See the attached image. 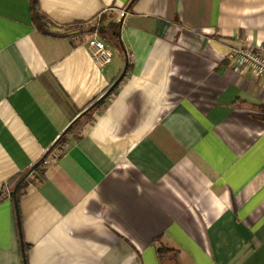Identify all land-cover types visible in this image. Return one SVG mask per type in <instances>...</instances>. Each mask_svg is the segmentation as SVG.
Here are the masks:
<instances>
[{
  "label": "crops",
  "instance_id": "obj_1",
  "mask_svg": "<svg viewBox=\"0 0 264 264\" xmlns=\"http://www.w3.org/2000/svg\"><path fill=\"white\" fill-rule=\"evenodd\" d=\"M36 2L48 32L0 0V264H264V90L225 58L264 52V0Z\"/></svg>",
  "mask_w": 264,
  "mask_h": 264
},
{
  "label": "built area",
  "instance_id": "obj_2",
  "mask_svg": "<svg viewBox=\"0 0 264 264\" xmlns=\"http://www.w3.org/2000/svg\"><path fill=\"white\" fill-rule=\"evenodd\" d=\"M126 12H119V20L125 16ZM85 48L89 52L92 60L101 68L110 63L112 51L105 42L100 40L96 32L89 35L84 41ZM230 60L231 68L234 72L249 71L255 78H260L264 90V52L263 45L254 47L248 44L240 48L231 49L225 56Z\"/></svg>",
  "mask_w": 264,
  "mask_h": 264
},
{
  "label": "trees",
  "instance_id": "obj_3",
  "mask_svg": "<svg viewBox=\"0 0 264 264\" xmlns=\"http://www.w3.org/2000/svg\"><path fill=\"white\" fill-rule=\"evenodd\" d=\"M32 19L33 22L44 32H48V21L45 16H43L37 6L36 0H32ZM107 30L109 34V38L112 39L113 41H117L118 38V24L116 23H110L107 26H104L101 24V20L97 21L96 23L92 24L91 26V31H96L97 33H104ZM262 119L264 121V111H262ZM79 122L78 120L71 121L69 124V127L63 132L62 135H60L53 143V147L55 145H64L65 140L64 137L65 135L70 132ZM49 152V150H48ZM47 152V153H48ZM46 155L41 158L39 161L34 163L29 167V169L24 173L20 174L17 177L11 181V186H13L15 189V196H13V213H14V218L17 226L19 225L20 222V213H19V206H18V197L20 195V190L24 187L26 178L32 174V173H38L39 175L41 174V166L44 164ZM6 192L4 190L0 191V201L6 196ZM26 248L27 245L24 243H21V257L23 259V264H25L26 260ZM158 256L160 259H163L169 254V251L166 249H158L157 251Z\"/></svg>",
  "mask_w": 264,
  "mask_h": 264
},
{
  "label": "water",
  "instance_id": "obj_4",
  "mask_svg": "<svg viewBox=\"0 0 264 264\" xmlns=\"http://www.w3.org/2000/svg\"><path fill=\"white\" fill-rule=\"evenodd\" d=\"M124 72H125V69H124V71L122 72V74L120 75V77L117 79V81H115V83L112 85V87L111 88H113L117 83H118V81L122 78V76L124 75ZM106 96V94L103 96V97H105ZM102 97V98H103ZM94 106V105H93ZM91 108V107H90ZM15 189L16 188H14L13 190H12V192H11V194L13 195V196H15Z\"/></svg>",
  "mask_w": 264,
  "mask_h": 264
}]
</instances>
